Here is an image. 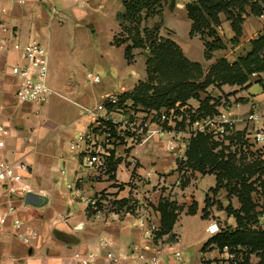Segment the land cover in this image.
<instances>
[{
  "label": "crops",
  "instance_id": "0c3cea01",
  "mask_svg": "<svg viewBox=\"0 0 264 264\" xmlns=\"http://www.w3.org/2000/svg\"><path fill=\"white\" fill-rule=\"evenodd\" d=\"M122 1L0 0V124L8 128V133L3 136L2 155L7 160L28 163L29 172L26 173L25 182L29 186V192L37 199V203H26L25 195L23 198L9 196L0 186V208L9 203L13 204L16 206L14 216L21 221L19 226H15L10 216L0 230V264H77L75 253L86 251L96 252L95 264H144L134 256H126L132 250L140 249H145L146 254L155 251L169 254L171 250L178 249L182 252L180 264L230 263L226 253L219 249L215 242L208 243L203 248L211 236H207L208 232L205 230L209 221H216L218 216L227 220V226L234 227L236 224L235 218L227 213L225 215V210L216 207V203L207 208L205 217L202 216L205 195L218 200L220 193L227 195L226 191L220 188L215 195L211 193L210 189L216 183L213 173L199 174L194 171L188 182L180 184L181 172L176 163L179 157L185 159L186 156L178 145V135H185V131L170 129L160 138L152 137L132 147L117 145L110 151L106 169L96 172L85 164L82 157L74 156L68 149L69 139L77 130L84 128L88 120L87 116L80 113L81 105L90 104L87 93L75 90L73 83H62L60 79L52 85L60 90L47 84L50 88L48 100H51L53 95L71 101L77 107V115L57 131H53L57 126L54 120L41 118L43 114L34 116L36 111L32 109L31 104L36 103H17L15 100L17 81L10 73L11 65L17 61V52L11 49L13 41L23 43L32 38L43 41L47 47V72L51 67L56 75H60L59 69L52 68L54 63L48 49L50 43L62 42L58 27L70 25L74 29V42L81 43L83 39L87 41L89 34L103 33L104 27L99 16L107 17L105 10H111L114 5L115 9L120 6L117 11L122 10ZM175 6L187 18L186 36L181 37L183 40L178 38L179 26L174 17L170 20L173 26L171 36L180 44L187 58L203 63L204 67L219 56L226 57L230 54L233 57L245 54L250 49L251 40L264 29V18L252 13L246 14L241 23L238 42L232 44L229 42L233 35L230 22L220 14L221 22L216 31L225 45L231 47H227V50H214L211 58L205 59L203 41L198 35H189L190 20L185 5L175 2ZM118 28L115 14V21L111 17L107 30V47L103 44L105 39L97 38L99 53L101 57L106 55L114 60L113 50L122 51L124 66L137 79L131 80L130 85L118 82L116 88L110 89L104 84L99 85L98 99L93 103L109 92L131 91L145 78V70L139 78V70L133 67L134 62H127L124 45L113 44V37ZM112 65L119 75L120 65ZM100 81L101 79L94 83L99 84ZM219 87L222 91L230 93L227 95L228 103L220 102L216 107L219 111H225L235 130H244L245 136L250 132V123L246 120L250 112H255L259 117L256 125L264 127V71L249 76L242 85L222 84ZM72 95L75 98H72ZM255 145L261 148L260 157L264 159V143ZM112 166L114 170L109 172ZM204 176L212 179L205 191L199 193L198 184ZM75 188L80 196L74 194ZM100 192L116 200L137 199L146 203V213L158 227L160 213L154 205L161 197L173 200L182 207L171 229L173 237L163 234L155 240L145 234L144 227L137 225L131 215L119 219H107L104 212L87 215L86 204L81 196L88 198ZM193 202L196 204L195 212L187 213ZM226 205L222 204L223 207ZM232 206L238 207V200L237 205ZM217 223L220 228L226 227L220 222ZM100 235L106 236L111 244L98 247L95 240ZM25 238L28 240L25 241ZM107 251L112 252V259L106 258ZM253 256L258 261V257Z\"/></svg>",
  "mask_w": 264,
  "mask_h": 264
},
{
  "label": "trees",
  "instance_id": "16d2710c",
  "mask_svg": "<svg viewBox=\"0 0 264 264\" xmlns=\"http://www.w3.org/2000/svg\"><path fill=\"white\" fill-rule=\"evenodd\" d=\"M160 1L123 0L122 10L116 13L119 28L123 27V20L135 23L133 27H125L127 38H119L120 35L117 33L113 37L115 45H121L127 41L126 39H131V43L124 46L127 62L130 63L133 59L131 52L133 48H148L149 51L146 58L148 80H140L131 91L122 92L123 96L131 97L135 104L152 108L175 106L177 102L176 106H180L188 99H195L198 101V110L205 109L206 113H214L217 111L210 109L217 108L220 101L207 93L208 86L213 82L218 86L242 85L253 73L264 71V31L251 40L250 49L245 54L238 55L232 62L225 57L218 58L208 67L207 72H203L199 62L186 58L172 40L158 42L156 39H144L137 27L140 13L143 10L148 15L157 13L156 7ZM185 10L190 20L189 34L191 36L198 34L206 38L203 42L204 57L209 58L212 51L225 47V42L216 31L221 22L219 15L223 14L225 19L229 20L233 31L229 42L235 44L241 35L244 15L249 13L259 15L264 10V0H191L185 4ZM147 34L150 36L149 32ZM254 64L257 65L253 66ZM152 79L156 81L152 82ZM244 136V130H235L234 139L241 140ZM215 145L210 134L199 130L192 132L185 151V164L202 174L213 173L216 183L210 189L211 193L215 195L222 188L228 196H236L239 206L233 207L229 202L223 207L220 201L205 195L203 217L207 214V208L216 203L219 208H223L228 215L235 218L236 224L234 227H221L219 232L206 240L203 248L208 243L215 242L219 249L226 245L231 252L240 253L241 259L232 260L229 264H252L250 262L252 254L258 257V261L253 264H264V227L259 224L264 207L261 211L257 210V203L253 198L258 186L260 193H264V159L259 155L258 161L236 167L232 164L234 156L229 153L227 155L213 153L212 147ZM113 167H110L109 172L114 170ZM109 201L119 208L135 207V201L130 199L111 198ZM195 205L193 202L186 212L194 213ZM154 208L160 213V225L155 233V240L163 234L173 237L171 229L182 207L173 200L161 197ZM86 212L87 215H91L90 211ZM237 247L241 250L238 251Z\"/></svg>",
  "mask_w": 264,
  "mask_h": 264
},
{
  "label": "built area",
  "instance_id": "2783aa9c",
  "mask_svg": "<svg viewBox=\"0 0 264 264\" xmlns=\"http://www.w3.org/2000/svg\"><path fill=\"white\" fill-rule=\"evenodd\" d=\"M18 1L23 2L24 0ZM259 15L264 18V10ZM262 31L264 29L260 32ZM11 49L17 52V61L10 67V73L17 81L14 91L16 102L38 104L46 102L50 93V88L46 83V45L42 44L37 38H32L23 43L13 41ZM85 76L93 82L100 79L97 73L89 71L86 72ZM80 113L87 116L88 120L84 128L77 130L69 139L68 149L74 156L82 157L85 164L96 172L106 169L108 156L115 146L125 144L132 147L152 137L160 138L167 132L162 126L163 116L160 109L135 104L131 97L123 96L122 92H109L95 103L81 105ZM219 116L222 122L221 127H233L232 121L227 117L225 111H220ZM246 120L250 123V132L246 135L248 141L254 145L264 143V127L256 125L259 120L258 115L255 112H250ZM201 122L199 124L198 121H195L196 124H199L196 130L204 131ZM7 133L8 128L0 124V186L5 189L9 196L23 198L30 191L28 184L25 182L29 165L24 161L7 160L2 155L3 136ZM73 192L75 195L80 196L76 188L73 189ZM81 198L86 204V211H90L91 215L104 212L107 219H119L131 215L135 218L137 225L144 227L145 234L155 237L158 226L149 219L144 208L146 203L144 204L135 199L133 200L135 201V207L126 209L112 204L109 199L113 197L106 193H98L88 198L81 196ZM15 211L16 206L10 203L0 208V230L5 220L10 216L13 225L19 226L21 224L19 218L14 216ZM205 230L212 235L220 231V226L215 220H211L207 223ZM27 240L25 238V241ZM95 243L98 247H107L111 244V241L106 236L100 235L96 238ZM144 250H132L126 256H134L144 264H180L182 252L178 249L171 250L169 254H164L161 251L146 254ZM221 250L226 253L229 261L241 259L240 253L231 252L226 245ZM237 250L240 251L241 248L237 247ZM96 257L94 251L75 253L77 264H95ZM112 257V252L107 251L106 258L112 259ZM68 264L74 263L69 262Z\"/></svg>",
  "mask_w": 264,
  "mask_h": 264
},
{
  "label": "rangeland",
  "instance_id": "374dc122",
  "mask_svg": "<svg viewBox=\"0 0 264 264\" xmlns=\"http://www.w3.org/2000/svg\"><path fill=\"white\" fill-rule=\"evenodd\" d=\"M175 2L183 3L184 5L189 1L184 0H161L159 3V6L156 7L158 9L157 13L148 15L145 10H143L140 13V19L138 21V30L141 33V36L144 39H156L158 42H162L165 39L172 40L176 43V45L179 47V49L184 54L181 46L179 43H177L171 36V32L173 29L172 21L173 17L176 21V23L179 26L178 33H179V39L183 40L181 37L186 36L185 33V25L187 18L185 15L182 14L181 10H178V8L175 6ZM115 5L112 7L111 10H105L107 13V17L99 16L101 19V22L103 24L104 30L103 33H93L89 34L90 37L86 41L83 39L81 43L74 42L73 35H74V29L70 25H63V27H58V30L60 31V37L62 39V42H59L58 44L50 43L48 45V49L50 52V57L52 59V63H54L55 69H59L61 72L60 75H56L57 73L54 72L51 67H49L48 72L46 74L47 81L46 83L50 86H52L57 79H60V82L62 83H73L75 90H79V92L87 93L90 97L89 103H93L98 99V86L101 84H104L108 89L110 88H116V85L118 82H126V84L130 85V81L137 79L134 75L128 72L126 67L124 66V57L122 55V51H118V49L113 50L112 56L113 59H109L106 55H102L101 57L99 53V48L97 44V38L105 39L103 44L104 47H107L106 39L109 35L107 32L109 24H111V17L115 21V14L118 12L117 10L120 9V6L115 9ZM165 9V10H164ZM164 10V12H163ZM112 12H114V15H112ZM135 25L134 22L129 23L128 20H123V27L118 28L117 34L120 35L119 38H127V32L125 27H133ZM175 25V24H174ZM222 30L224 31L225 28L222 26ZM144 30V31H143ZM222 30H220L222 32ZM50 31H53L50 29ZM107 32V33H106ZM149 32V35L147 34ZM133 33V31H132ZM190 35V34H189ZM198 35V34H195ZM217 35L222 39V37L219 35V32L217 31ZM191 36V35H190ZM199 36V35H198ZM106 37V38H105ZM199 38L204 42L206 38L199 36ZM127 41L122 43V45L125 46L127 43H131V39H126ZM223 40V39H222ZM224 41V40H223ZM42 44L45 45L43 41H40ZM227 47H231L230 45L224 47L225 50H227ZM223 49V48H221ZM133 59L131 62L133 64V67L139 70L140 77H142V72L145 70V81H147V74H146V58L149 55L148 48H142V47H135L131 50ZM213 51L211 52V56ZM221 54V53H220ZM223 55L225 53H222ZM221 54V55H222ZM225 58L229 60V62H232L236 59V55L231 57L230 54H227ZM223 56H219L216 58H221ZM187 58V57H186ZM205 58V59H209ZM189 59V58H188ZM190 60V59H189ZM215 60V61H216ZM112 61V62H111ZM193 61V60H191ZM130 62V63H131ZM56 63H58V67L56 66ZM200 63V62H199ZM214 63V62H212ZM210 63L208 66L203 65V63H200L201 68L203 72H207L208 67L212 64ZM120 65V73L119 75L116 73L115 69L113 68V65ZM257 64H254L253 66H256ZM92 72L97 73L100 76V83H94L92 80H88L85 76L86 72ZM152 79V82L156 81ZM258 84L256 83V86ZM54 87V86H52ZM56 88V87H54ZM58 89V88H56ZM60 90V89H58ZM62 91V90H61ZM207 93L211 96L219 99V101L222 103L227 104L228 98L227 95L230 92H224L221 90V88L215 84V82L212 83L211 86L207 87ZM201 96L203 97L204 94L202 93ZM72 98H75L72 95ZM213 98V99H215ZM50 99L49 97L47 100ZM190 100V102H188ZM185 101L182 105H178V102L175 104V106H169V107H160L158 109L161 110L162 117V126L165 130H176V131H185V135L183 133L178 135V143L179 147L182 149V152L186 151L188 140L192 132L196 131V128L199 126L200 122L203 123V128L205 133L210 134L211 140H213L214 143H216L215 146L212 147L213 153H217L218 155H227L228 153L233 157L232 164L236 167H242L244 165H247L249 163H252L254 161H258V157L260 155V147L257 145L252 144L246 136H244L241 140L234 139V132L235 129L233 127H221L222 122L220 121L221 118L219 116L220 111L217 108H211L210 110L214 109L217 112L214 113H206L205 109H199L195 107L198 105V101L193 99H188ZM224 104V105H225ZM32 109L35 112L34 116L38 117L40 114L41 118H50L54 120L57 124V126L53 129V131L60 130V128H64L65 125L70 122L76 115H77V107L71 102L64 100L62 98H59L57 96H51V100H48L47 102H44L42 104H31ZM144 107V106H143ZM151 108V107H150ZM222 112V111H221ZM195 121H198L199 124H196ZM223 128V130H221ZM185 159L183 157H179L177 160V167L179 166L180 172H181V179L180 184L184 183L185 181H189L190 178L193 176V172L196 171L199 174L201 173L197 169L194 170L192 167L187 164H185ZM202 174V173H201ZM209 176H204L200 179V182L198 184V191L199 193H202L205 191V188L208 184V182L211 180ZM64 182V180H63ZM186 182V183H187ZM253 198L255 202L257 203L256 209L261 211V208L264 207V194L260 193L259 186L256 189V192L253 193ZM217 199V198H216ZM221 204L226 205L228 202H230L233 205H237V200L234 196H228L225 193H220V198L218 199ZM217 207V204H216ZM221 210V209H219ZM226 215V212L223 211ZM217 217V222H220L222 225L227 226V220L225 218H219ZM259 224L261 227H264V213H262L259 217ZM209 236L210 234H206ZM251 260L250 262L256 263L257 259L253 255L250 256Z\"/></svg>",
  "mask_w": 264,
  "mask_h": 264
},
{
  "label": "water",
  "instance_id": "95a60500",
  "mask_svg": "<svg viewBox=\"0 0 264 264\" xmlns=\"http://www.w3.org/2000/svg\"><path fill=\"white\" fill-rule=\"evenodd\" d=\"M36 201H37V199L30 192H27L25 194L24 202H26V203H37Z\"/></svg>",
  "mask_w": 264,
  "mask_h": 264
}]
</instances>
